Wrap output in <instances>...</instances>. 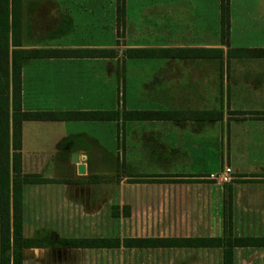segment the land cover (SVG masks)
I'll return each instance as SVG.
<instances>
[{"label": "crops", "instance_id": "crops-1", "mask_svg": "<svg viewBox=\"0 0 264 264\" xmlns=\"http://www.w3.org/2000/svg\"><path fill=\"white\" fill-rule=\"evenodd\" d=\"M208 1L125 0L120 39L117 0L20 1V41L11 49H116L114 57L22 58L23 110L223 111L221 120H24L22 171L43 180L23 186V223L57 216L59 213L50 212L55 208L61 209L63 215L66 158L71 161L74 152L79 153L80 161L97 152L111 154L113 145L119 143L126 145L128 167L136 169L130 173L127 170V176L211 180L207 176L226 165L233 168L234 178L264 175V170L246 167L235 156L231 163L229 152L230 140L239 138L232 135L231 139L234 126L251 121L264 126V118L253 114L264 112V106H241L247 98L264 102V56L235 51L264 48V0H230L227 42L222 39L221 0H212V7ZM141 48L152 52L148 56L128 53ZM184 50L194 51L179 53ZM115 95L117 99L118 95L128 97L132 102L113 105ZM114 124L122 127L117 136ZM206 132L214 134L202 135ZM10 137L12 142V127ZM246 140L248 144H264V135ZM225 142L229 162L215 170L199 165L201 156L224 150ZM13 151L11 146V154ZM144 162L149 166L157 162L162 165L159 170L143 172L137 167ZM177 164L184 165L167 167ZM72 172L80 183L89 177L77 175L75 168ZM105 173L106 170L93 171L94 175Z\"/></svg>", "mask_w": 264, "mask_h": 264}, {"label": "rangeland", "instance_id": "rangeland-1", "mask_svg": "<svg viewBox=\"0 0 264 264\" xmlns=\"http://www.w3.org/2000/svg\"><path fill=\"white\" fill-rule=\"evenodd\" d=\"M213 3L208 1L210 7ZM117 35L120 39L122 30L117 31ZM125 100L132 102L128 97L118 95L117 99L115 95L113 105L124 106ZM241 106L253 108L264 106V102L247 98ZM224 128L227 134L226 125ZM263 128L254 121L242 122L232 128L231 139L232 135L239 138L229 143L231 163L235 156V160L246 167L264 170V144H248L249 140H246L264 135ZM121 129L114 124L116 136ZM225 144L224 150L201 156L199 165L215 170L223 162H229ZM219 146L222 143L219 142ZM113 148L111 154L85 155L82 161L91 171L86 173L87 181L81 183L74 177L72 162L66 158L63 215L61 209L56 211L55 208L50 212L59 213L57 216L37 219V223L36 220L32 223L31 219L23 223L22 234L28 243L22 250L23 264H223L221 247H128L123 244L118 247H80L66 246L61 239L224 236L230 233V224L233 235L264 236V175L248 179L232 177L227 182L184 180L166 175L127 176V170L130 173L136 169L127 165L126 145L114 144ZM154 164L156 166H149L144 162L137 168L143 172L161 168L160 162ZM183 165L167 167L182 168ZM95 169L110 173L94 175ZM233 264H264V246L234 248Z\"/></svg>", "mask_w": 264, "mask_h": 264}, {"label": "trees", "instance_id": "trees-1", "mask_svg": "<svg viewBox=\"0 0 264 264\" xmlns=\"http://www.w3.org/2000/svg\"><path fill=\"white\" fill-rule=\"evenodd\" d=\"M20 1L0 0V263L23 264L22 250L28 246L23 237V186L43 179L22 171V122L24 120H146V119H209L221 120V110H68L26 111L22 109V64L24 57H114L116 49L65 48V49H11L19 45ZM125 0H117V30L125 24ZM222 39L227 42L230 32V0H221ZM194 51V50H193ZM184 50L180 54H189ZM211 53V50L203 52ZM246 56H264V48L235 49ZM133 52V53H132ZM150 49H133L134 56H148ZM150 53V54H149ZM245 114L247 112H235ZM264 118V112H253ZM12 127V142L10 130ZM12 143V144H11ZM11 146L13 154H11ZM210 237H89L63 238L66 246L80 247H221L223 264H233L234 248L264 246V236L233 235ZM227 232V231H226Z\"/></svg>", "mask_w": 264, "mask_h": 264}, {"label": "built area", "instance_id": "built-area-1", "mask_svg": "<svg viewBox=\"0 0 264 264\" xmlns=\"http://www.w3.org/2000/svg\"><path fill=\"white\" fill-rule=\"evenodd\" d=\"M233 174V168L229 165H226L219 172L210 173L207 178L212 180H219L221 182H227L232 178Z\"/></svg>", "mask_w": 264, "mask_h": 264}, {"label": "water", "instance_id": "water-1", "mask_svg": "<svg viewBox=\"0 0 264 264\" xmlns=\"http://www.w3.org/2000/svg\"><path fill=\"white\" fill-rule=\"evenodd\" d=\"M79 157V153L74 152L71 157V162L76 170V174L82 176L87 172V164L85 162H81Z\"/></svg>", "mask_w": 264, "mask_h": 264}]
</instances>
